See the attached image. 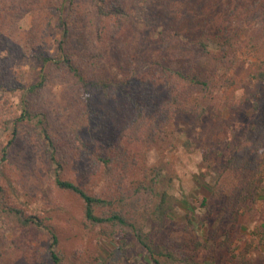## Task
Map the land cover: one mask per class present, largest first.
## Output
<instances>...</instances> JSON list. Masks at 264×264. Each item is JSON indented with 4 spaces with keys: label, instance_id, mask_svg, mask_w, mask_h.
<instances>
[{
    "label": "rangeland",
    "instance_id": "374dc122",
    "mask_svg": "<svg viewBox=\"0 0 264 264\" xmlns=\"http://www.w3.org/2000/svg\"><path fill=\"white\" fill-rule=\"evenodd\" d=\"M234 1L231 0V5ZM168 6V9L155 10L158 17L145 25V29L142 28V43L140 41L131 47L135 46L138 52L140 48L147 46L151 48L152 55H157L164 49L186 54L189 38L201 34L202 30L197 28V23L204 16V28L209 29V36H219L215 31L220 30L225 43L220 45L218 42L209 41L208 48L212 54L205 59V65H197L198 69L205 70L208 85L202 91H188L201 93L202 104L208 106L207 113L201 118L196 117L190 122L180 120L171 135H158L150 148L144 147V152L140 140L132 137L129 140L130 138L127 139L121 134L122 129L136 116L131 86H140L142 79L156 75L152 66L139 56V52L132 61L131 69L123 67L122 64V68L115 63L104 64L105 73L119 78L120 72H131L129 75L133 80L130 79L132 82L127 86L115 81L108 93L100 91L96 97L93 96V101L88 100V97H92L91 93L81 92L73 85L69 75L58 69L41 92L31 95L35 96L39 107L49 112L51 124L65 135L66 146L70 149L64 171L67 178L80 180L91 190L104 186L103 179H98L100 185H97L98 181L93 173L97 170L93 154H84L75 148L74 129H79V136L92 149L101 145L98 142L101 141L100 135L106 137L116 143L114 151H123L118 155L114 153V156H136V163H142L145 156L148 166L157 167L162 176H172L169 193L174 195L175 205L166 231L178 243L186 235L184 227L190 217L193 225L189 226L188 231L204 244L198 252L203 263L243 264L246 259L248 264H264V182L256 200L249 198L244 203L232 231L231 243L221 242V238L208 237L211 224L217 219V209L212 210L214 200L211 195L221 171L220 166L236 154L244 143L248 149L253 143L256 146L254 139L255 132L258 131L254 132L253 128L264 123V4L256 11L251 8L246 15L234 13L222 0H170ZM83 7L87 10L89 5ZM188 8L194 9V12L185 13L184 10ZM144 11L145 8H142L136 15L141 14L140 18ZM53 21L56 25V20ZM30 22L31 17L27 15L19 25L21 29H26ZM159 30H166L165 42L161 43L155 38ZM176 31H179L180 39L186 43L171 39ZM53 37L56 39L59 36ZM153 38L159 43L152 40ZM50 51L56 53L57 45L51 47ZM33 53L28 52L24 57L8 60L9 69L6 78L2 80L0 95L4 98V108L12 113L21 111L22 97L18 92L19 87L40 80L41 65ZM110 54L111 51L107 49L105 55ZM123 62L128 64L126 60ZM164 85L165 79H162L161 84L156 85L159 92L155 93L156 88L149 92L155 94L156 101H160L164 95L160 93ZM143 89L140 86L139 92ZM91 101L94 109L89 107V111L92 114L93 130L89 133L86 128L81 130V126L86 121L83 115ZM216 112L221 115L220 129L215 128L218 120ZM105 121L108 123V131L98 132V125ZM5 124L8 129L3 128ZM5 124H0L2 146L9 145V140L13 138V116H9ZM31 129L32 125L29 124L21 127L19 135L7 148L9 161L1 170L3 174L0 178L4 177L1 182L5 186L6 195L2 198L0 194V264H53L49 258V247L53 241L50 230L53 227L59 235L60 244L57 248L65 264L69 263L73 254H92L102 261L123 240L112 242L113 240L107 238L98 239L97 229L84 223L80 199L53 184L54 174L58 169L56 164L45 160L39 152H34L35 132ZM207 134L210 141L206 145H200V136L204 135L206 139ZM72 141L74 145L69 143ZM188 141L190 147L186 146ZM101 142L106 143V139ZM122 145L124 147L121 148ZM107 149L112 152L110 147ZM122 171L121 164L116 166L111 182H116L115 179L120 178ZM130 171L127 181L144 170L141 165H135ZM10 207L22 210L19 214L21 217L36 215L43 223L38 226L32 223V227H25L9 215ZM222 223L220 229L231 225L226 220ZM123 264H154V261L148 251L135 238H131L129 258Z\"/></svg>",
    "mask_w": 264,
    "mask_h": 264
},
{
    "label": "trees",
    "instance_id": "16d2710c",
    "mask_svg": "<svg viewBox=\"0 0 264 264\" xmlns=\"http://www.w3.org/2000/svg\"><path fill=\"white\" fill-rule=\"evenodd\" d=\"M169 2L170 0H0V88L9 69L8 60H15L24 57L28 52H34V58L41 65L40 80L19 87L18 92L22 97L19 113L6 110L4 98L0 95V124H5L9 116H13L15 123L13 138L9 140V145L14 142L24 124L32 125L31 131L35 132L33 136L36 141L34 152H39L40 156L45 157V160H51L58 168L53 179L55 187L71 192L80 199L84 223L92 229H97L98 239L107 238L113 240L112 242L123 240L102 261L92 254L86 256L73 254L68 264H123L129 258L131 238H135L148 251L154 264H210L203 263L198 257L199 249L204 244L188 231L189 226L193 225L190 217L184 227L186 235L180 243L166 231L170 213L175 205V197L169 193L172 176H162L157 167L148 166L145 156L142 163H136V156L130 158L127 155L121 158L114 156V153L118 155L123 151H114L116 143L101 135L100 140L106 139V143L98 140L101 145L92 149L79 136V129H74L77 142L75 148L81 153L93 154L95 158L93 162L97 167L93 172L94 176L97 181L103 179L104 186L91 190L80 180L67 178L64 171L70 149L66 146L65 135L51 124L49 112L39 107L35 96L31 95L41 92L58 69L65 71L73 85L81 92L91 93L92 97H88V100L93 101L100 91L108 93L115 81L124 86L132 82L129 75L131 72H120L119 78L114 77L110 73H105L104 64L107 62L112 65L122 64L123 67L131 69L132 61L139 52V56L146 64L152 66L156 75L140 80V86L144 87L141 92L140 86L136 84L131 86L136 116L122 129L121 134L127 139L130 138L129 140L132 138L140 140L144 152V147L150 148L158 135H171L180 120L190 122L196 117L201 118L207 113L208 106L202 104L201 93L188 91L189 89L202 91L208 85L205 70L198 69L197 65H203L205 59L212 54L208 48L209 41L218 42L220 45L225 43L220 30L215 31L219 36H209V29L204 28L206 20L204 16L197 23V28L202 30L201 34L189 38L186 54L164 49L161 53L152 55L151 48L147 46L140 48L138 52L135 46L131 47L140 41L142 43V28L145 29V25L158 17L155 10L168 9ZM222 2L230 6L234 13L245 15L249 14L251 8L256 11L264 4V0L243 2L235 0L233 5L231 0ZM86 4L89 7L84 10L83 6ZM142 8H145L144 15L139 18L141 14L136 13L138 14ZM184 11L194 12V9L188 8ZM27 15L31 17L30 26L21 29L19 23ZM53 20H56V25ZM156 35L155 38L161 43L165 42L166 30H159ZM53 36L59 37L54 39ZM180 36L179 31H176L171 39L186 43ZM152 40L155 41L154 38ZM54 45H57L56 53L50 51ZM107 49L112 54L106 56ZM123 60L128 64H123L125 63ZM162 79H165V85L160 93L164 95L158 102L155 94L149 92L153 89L155 91L156 85H160ZM157 88L155 93L159 92ZM12 90L15 91V88ZM92 101L88 103L83 115L86 121L83 117L84 122L81 126V130L86 128L89 133L92 132L91 129L93 130L92 114L89 111ZM216 117L218 120L215 128L220 129L222 123L219 122L221 117L219 112H216ZM3 128L9 127L5 124ZM107 128L108 123L105 121L104 124L98 125V132L108 131ZM253 130L258 131L255 132L254 139L256 146L253 143L248 149L244 143L236 154L220 166L221 171L215 180L211 195L214 200L212 210L217 209V219L211 224L209 239L221 238V242L231 243L232 231L239 220L244 203L249 198L252 201L256 200L263 189L264 123H260ZM206 136H208L206 139L204 135L200 136L199 144H208L210 137L209 134ZM186 144L187 147L191 146L189 141ZM9 145H0L2 146L0 176L3 174L1 170L9 161L7 150ZM107 147H110L112 152H109ZM119 164L123 173L119 179H115L116 182H111V175ZM135 165H141L144 171L127 181V174ZM2 180L4 177L0 178V194L5 198L6 190ZM99 181L97 185H100ZM218 203L220 207L217 208ZM10 210L9 215L13 220L20 221L25 227H32V223L35 226L43 223L36 215L21 217L19 214L22 210L13 207H10ZM224 220L229 221L231 225L220 229ZM50 232L53 241L49 247V258L53 264H65L57 248L60 244L59 235L54 227ZM243 264H248L246 259Z\"/></svg>",
    "mask_w": 264,
    "mask_h": 264
}]
</instances>
